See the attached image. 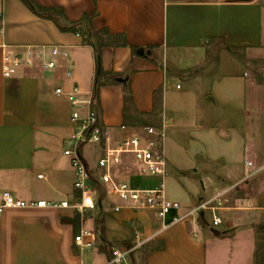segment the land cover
I'll return each mask as SVG.
<instances>
[{
    "label": "crops",
    "instance_id": "crops-1",
    "mask_svg": "<svg viewBox=\"0 0 264 264\" xmlns=\"http://www.w3.org/2000/svg\"><path fill=\"white\" fill-rule=\"evenodd\" d=\"M36 1L63 8L70 21L95 14V28L116 35L107 38L102 50L107 75L95 108L101 124L117 141L150 125L146 121L157 120L154 126L165 131L167 197L186 210L226 192L227 202L217 211L223 234L195 220L164 229L156 211L128 207L95 182L98 206L88 214L98 227L97 218L102 217L106 227V239L99 236L95 249L82 252L75 245L82 219L72 208H6L0 212V264H106L112 247L119 245L134 248L133 264H264V100L248 118L249 79L230 73L209 84L203 76H194L206 61L210 42L220 41L234 51H264V0ZM0 30V206L4 192L25 201L81 200L66 150L78 131L74 110L85 114L88 108L83 103L75 106L70 93L78 88L80 100H92L95 49L84 32L62 31L22 0H0ZM54 46L60 48L59 55L52 54ZM131 46L139 48L136 54ZM35 49L44 54L34 66L4 76L6 52L24 58ZM48 60L56 62L54 69L45 68ZM186 64L191 65L189 71ZM112 74L127 81L114 83ZM127 83L133 99L129 104ZM181 135L192 152L187 175L167 154V138ZM96 146L82 147L94 172L103 154V147ZM115 170L134 187L152 188L160 180L143 173L133 156ZM170 182L177 189L182 186V193L170 198ZM116 206L123 207L116 211ZM241 215L259 219V237L243 226ZM203 219L210 225L206 214ZM102 245L108 251H102Z\"/></svg>",
    "mask_w": 264,
    "mask_h": 264
},
{
    "label": "built area",
    "instance_id": "built-area-1",
    "mask_svg": "<svg viewBox=\"0 0 264 264\" xmlns=\"http://www.w3.org/2000/svg\"><path fill=\"white\" fill-rule=\"evenodd\" d=\"M43 49L29 50V54L24 58L12 56L6 52L3 59L4 76L7 78L12 77L22 66H34L36 59L43 57ZM51 52L54 56L59 55L60 48L54 46L51 48ZM44 66L47 69H54L56 62L48 60L44 63ZM180 87L181 85H178V88ZM57 92L62 93L63 90L59 88ZM78 95L79 89L74 88L70 93L72 103L75 106L82 103L86 104L88 109L85 114L77 108L73 112V121L77 124L78 131L73 136L74 145L66 150V154L72 157V164L76 172L74 185L81 192V200L71 202L65 198L60 201L46 199L25 201L16 198L10 192H4L0 212L6 208L15 207L72 208L81 215L82 219L81 228L74 237L75 245L82 252L95 249L100 236L99 227L94 225L93 218L88 214L98 206L95 198L97 189L93 185L95 182L103 184L108 192L125 200L128 207L156 211L157 215L162 219L164 229L180 222L193 220L199 222L201 218H204L207 211H210L212 214L211 228L218 229L223 224V219L218 215L217 211L223 208L224 203L227 202V198L225 197L226 192L216 194L211 200H202L195 207H190L186 210L183 209V205L179 201L167 197L164 178L168 174V159L164 149V127L148 125L141 129L133 130L129 135L116 141L109 130L100 123L99 114L92 107V100L82 101ZM122 129L126 130L128 127L123 125ZM85 145L103 147V154L97 162V172L91 170L84 159L82 147ZM127 156L135 158L140 164L143 173L160 177L155 187H134L131 183L119 177L115 168L122 164ZM248 166L252 167L253 162H248ZM122 207L116 206L115 209L116 211H120ZM173 212L175 215L168 222L167 217ZM140 238V234L137 233V241ZM133 250V247L126 245L112 247L111 256L106 264H133Z\"/></svg>",
    "mask_w": 264,
    "mask_h": 264
},
{
    "label": "rangeland",
    "instance_id": "rangeland-1",
    "mask_svg": "<svg viewBox=\"0 0 264 264\" xmlns=\"http://www.w3.org/2000/svg\"><path fill=\"white\" fill-rule=\"evenodd\" d=\"M176 63L179 62L174 61V64ZM184 68H186V71H189L191 65L186 64ZM230 73H239V75L249 79L252 83L247 95V117L251 118L250 115H254L258 110L261 109L264 100V51H234L228 49L220 41L208 43L206 61L201 68H198V71L194 74V76H198L199 78L203 76L207 80V82L211 84L214 80L219 79L225 75H229ZM187 79L188 77L186 78V80ZM146 124L159 125V122L157 120H148L146 121ZM181 136L182 137L179 138H167V154L169 160L171 162H176L183 169V174L187 175V173L189 172L188 167L190 166L192 152L187 148L185 144L184 135ZM95 146L96 145H94V147ZM98 156L99 154L97 149H94L93 158L97 159ZM170 183L167 187V193H169L170 198L176 196L178 193H182V186L181 189L180 187L177 189L175 184ZM198 186L202 190V184L200 183L198 184ZM183 192L186 193V189ZM198 198L199 196L197 197V199ZM240 218L245 222L243 226L247 228H253L258 234V237L260 236L262 230L260 227L261 223L258 218L255 221H253V218H251L250 216L247 217L241 215ZM206 219L207 221L212 220V214L209 211L206 212ZM199 223L207 229H209L210 227L209 224H205L203 218L200 219ZM221 233L222 231L220 230V234Z\"/></svg>",
    "mask_w": 264,
    "mask_h": 264
},
{
    "label": "trees",
    "instance_id": "trees-1",
    "mask_svg": "<svg viewBox=\"0 0 264 264\" xmlns=\"http://www.w3.org/2000/svg\"><path fill=\"white\" fill-rule=\"evenodd\" d=\"M36 15L39 17L50 19L56 23V25L64 32H84L88 37V43L94 47L96 53V76L94 81V90L92 97V107L97 108V100L99 98L100 88L105 85L106 81L103 78L107 75L102 65V50L108 45L107 38L115 37L116 35L111 34L107 30H97L93 24L94 15L85 14L82 19L78 21H70L63 8L57 7H44L39 4L36 0H22ZM118 37H122L124 39L123 44L127 45L128 42L126 38L122 35H117ZM134 54L137 53L139 49L136 46H131ZM119 75L112 74V82L118 83L117 77ZM126 92V103H132V92L129 83L125 85ZM101 123V121H100ZM99 189H101L99 187ZM102 191V190H101ZM102 196V192H101ZM81 217L78 219L80 220ZM97 223L99 225L100 236L103 240L106 239V227L105 222L102 217L97 218ZM105 242V241H104ZM102 251H108L107 245H102L100 248ZM111 254L109 255V257Z\"/></svg>",
    "mask_w": 264,
    "mask_h": 264
},
{
    "label": "water",
    "instance_id": "water-1",
    "mask_svg": "<svg viewBox=\"0 0 264 264\" xmlns=\"http://www.w3.org/2000/svg\"><path fill=\"white\" fill-rule=\"evenodd\" d=\"M143 52V50L141 51V53ZM150 53V52H149ZM117 80L119 81V82H122V83H125L126 81H127V79L126 78H123V77H118L117 78ZM212 231L213 232H215L216 234H220V230H218V229H212Z\"/></svg>",
    "mask_w": 264,
    "mask_h": 264
}]
</instances>
